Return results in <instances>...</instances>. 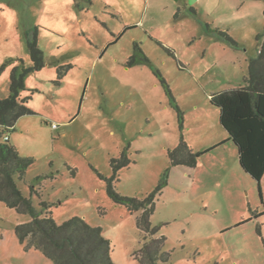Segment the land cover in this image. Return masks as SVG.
Here are the masks:
<instances>
[{"label":"rangeland","instance_id":"374dc122","mask_svg":"<svg viewBox=\"0 0 264 264\" xmlns=\"http://www.w3.org/2000/svg\"><path fill=\"white\" fill-rule=\"evenodd\" d=\"M263 11L264 0H0V98L12 68L21 59L30 65L26 29L38 26L45 60L20 91L31 113L8 132L33 159L22 192L47 174L40 190L54 219L76 215L100 226L115 264H140L150 238H159L156 264H264L256 181L210 103L235 85L246 55L257 54ZM135 42L141 52L128 65ZM181 137L194 152L209 150L194 167L170 163ZM113 158L129 161L114 188L140 199L169 170L149 217L155 234L138 225L142 210L108 195ZM261 182L264 189V175ZM28 220L0 200V264H52L20 243L15 226Z\"/></svg>","mask_w":264,"mask_h":264},{"label":"trees","instance_id":"16d2710c","mask_svg":"<svg viewBox=\"0 0 264 264\" xmlns=\"http://www.w3.org/2000/svg\"><path fill=\"white\" fill-rule=\"evenodd\" d=\"M264 17V11H263ZM222 36L230 43L235 41L226 33ZM26 45L29 52L30 65L12 68L9 80V94L0 98V200L17 212L29 215V220L15 226L20 243H26L39 249L52 264H115L110 255V242L102 234L100 226L86 222L80 216H72L57 222L52 216L51 203L42 198L40 184L47 174L37 175L28 183V194H24L18 182L25 180L26 171L33 159L22 156L15 145L10 142L8 132L14 129L17 119L31 113L26 105L29 97H21L24 89V78L28 72L41 69L44 64V53L38 43V26L25 31ZM257 54L249 59L248 71L243 77V85L218 91L210 96V103L219 110V122L227 132L226 141H231L237 149L239 165L248 173L257 185L262 210L255 216L264 214V20L263 29L256 36ZM133 55L127 64L136 63V52H141L139 44H133ZM145 61H147L145 59ZM5 63L0 64V72ZM61 74L58 73V79ZM58 82V80H57ZM161 84L170 93L166 81ZM4 135L8 138L4 139ZM209 150L194 152L181 137L175 148L168 152L171 165H187L194 167L197 158ZM113 175L107 178V193L115 203L124 204L130 212L142 210L137 218L138 225L155 234L159 227H151L149 217L154 210L156 193L168 183V169L155 189L140 199L136 196L122 195L114 188L116 170L128 165L125 158L111 159ZM38 201L34 205L32 197ZM162 236L160 237V239ZM150 238L143 245V257L138 258L140 264H156L157 249ZM163 259L165 260L164 256ZM166 257L168 254L166 253Z\"/></svg>","mask_w":264,"mask_h":264},{"label":"crops","instance_id":"0c3cea01","mask_svg":"<svg viewBox=\"0 0 264 264\" xmlns=\"http://www.w3.org/2000/svg\"><path fill=\"white\" fill-rule=\"evenodd\" d=\"M263 20H264V17H263ZM257 51H258V46H257ZM256 53H257V52H256ZM254 56H255V54H254V55H251V54H247V55H246L244 64H242V65L240 66V73H237V74H236V77H237L236 80L239 81V82L236 81L235 85H233L232 87H239V86H242V85H243V81H242V79H243V77L246 76V74H247L249 59L252 58V57H254ZM232 87H229V88H232ZM229 88H227V89H229ZM223 90H224V89H223ZM226 137H227V136H226ZM226 137H225V139H226ZM189 147H190V146H189ZM190 148L193 150L192 147H190Z\"/></svg>","mask_w":264,"mask_h":264},{"label":"built area","instance_id":"2783aa9c","mask_svg":"<svg viewBox=\"0 0 264 264\" xmlns=\"http://www.w3.org/2000/svg\"><path fill=\"white\" fill-rule=\"evenodd\" d=\"M8 138V136L7 135H4V139H7Z\"/></svg>","mask_w":264,"mask_h":264}]
</instances>
